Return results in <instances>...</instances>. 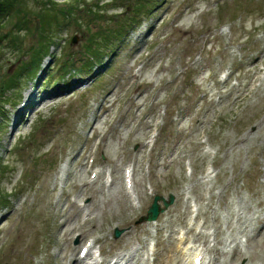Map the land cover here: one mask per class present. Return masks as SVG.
<instances>
[{"label":"rangeland","instance_id":"obj_1","mask_svg":"<svg viewBox=\"0 0 264 264\" xmlns=\"http://www.w3.org/2000/svg\"><path fill=\"white\" fill-rule=\"evenodd\" d=\"M53 1L0 26V85L24 73L0 109V264H186L196 234L215 264H264V0Z\"/></svg>","mask_w":264,"mask_h":264},{"label":"trees","instance_id":"obj_2","mask_svg":"<svg viewBox=\"0 0 264 264\" xmlns=\"http://www.w3.org/2000/svg\"><path fill=\"white\" fill-rule=\"evenodd\" d=\"M71 1H75V0H70L69 3H66V5H64L65 7H62L61 9H59V14L63 16L64 19H67L68 17L70 19H73L76 15L73 12L76 8V6L74 4H71ZM77 1V0H76ZM44 2H48V3H43L44 4V10H47V8H51V7H55V3H53V0H44ZM78 2H80V0H78ZM48 4L51 6H48ZM16 9V11H18L17 7H16V2L15 0H0V26L3 22V20L7 17H9L11 15V13L13 12V10ZM137 12L140 11V5L137 6ZM43 20L46 19V21H41V23L39 22V29H40V40L43 41V46L42 48H40V50L38 51L39 53H46L45 49L46 46L44 45L45 40H47L48 38H50V36H46V33L49 31H51L52 26L50 23L51 21H53L55 27H60L61 26V22L58 18V14L55 12V14L52 16L51 14L46 15L45 13H43L42 15ZM47 30V31H46ZM49 33V32H48ZM122 33L120 30H115L109 33H107L108 39L109 41L112 40H119L121 37ZM52 37V36H51ZM2 39V36L0 35V41ZM47 42H50V39L47 40ZM102 47V46H100ZM89 49V47H87ZM101 48H96L94 51V55L97 58V54L99 55ZM93 58V55L91 56ZM34 68V65H33ZM20 73H23L22 71L19 72L18 74H15V77L9 78L8 81H4L1 83L0 85V103L1 104H7L6 101H4V99L6 98V91H11V90H15L17 88V84L16 82L19 80V77H21ZM24 74V73H23ZM1 117V116H0Z\"/></svg>","mask_w":264,"mask_h":264},{"label":"bare ground","instance_id":"obj_3","mask_svg":"<svg viewBox=\"0 0 264 264\" xmlns=\"http://www.w3.org/2000/svg\"><path fill=\"white\" fill-rule=\"evenodd\" d=\"M255 67V66H253ZM29 96V94H28ZM27 106V101L25 103V106L23 107H26ZM96 133H97V136H99V133L98 131L96 130ZM158 220L156 222H152V223H149L148 225L150 224H155L157 223ZM264 233V226L262 227V229L260 230ZM74 230H70L69 232V237L67 238V240H69V238L72 236ZM218 232V228L216 227V233H215V236H217V233ZM194 233V230L192 229H189L188 230V234H193ZM80 240H84L85 236L83 234H80ZM195 241H200V244L197 246V247H192L190 249V251L185 254V262L186 263H189V264H192V261L193 259L195 258H199L201 257V262L203 264H215L217 261L216 259V244L218 243L217 239H214L215 240V243L213 244V246L210 247V245H208V241L206 239V237H204L202 234H196L195 236H193ZM95 240H93L92 244H95ZM201 247V248H200ZM87 248V246H86ZM90 247H88V250H89ZM263 248H264V243H263ZM73 250H75L74 247H72ZM82 250V248L79 250V253L80 251ZM234 255H237V257L240 259L243 257V253L240 252L238 246H234L233 249H232V256ZM212 255V257H211ZM122 260V258H117L114 262H111V261H105V262H100L98 264H119V262ZM72 264H81L80 261L78 260H73ZM246 264H251V259H248V261L246 262ZM254 264H262V262H256Z\"/></svg>","mask_w":264,"mask_h":264},{"label":"water","instance_id":"obj_4","mask_svg":"<svg viewBox=\"0 0 264 264\" xmlns=\"http://www.w3.org/2000/svg\"><path fill=\"white\" fill-rule=\"evenodd\" d=\"M159 200L163 202L164 209H165L173 202V197L170 196L169 201H167V202L161 197H158V196L155 197L152 206L148 210L147 216L141 218L140 222L155 220L157 218L158 214L164 211V209H160L158 204H157V201H159ZM120 234H121V231H118V230L115 231V238H118Z\"/></svg>","mask_w":264,"mask_h":264}]
</instances>
